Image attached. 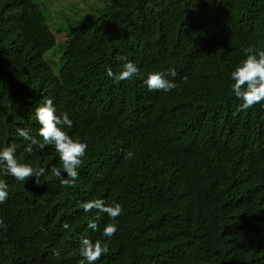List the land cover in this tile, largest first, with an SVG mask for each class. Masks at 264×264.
Instances as JSON below:
<instances>
[{
  "label": "trees",
  "instance_id": "obj_1",
  "mask_svg": "<svg viewBox=\"0 0 264 264\" xmlns=\"http://www.w3.org/2000/svg\"><path fill=\"white\" fill-rule=\"evenodd\" d=\"M69 22L56 73L44 56L58 33L39 4L0 0V149L14 142L20 162L47 169L39 186L0 172V264H79L82 237L108 244L95 264H264V101L241 110L231 87L243 49H264V0H101ZM120 56L139 74L117 83ZM169 68L177 87L149 90L148 74ZM47 99L87 143L74 185L51 174L54 145L29 154L16 133L42 142ZM93 199L122 213L84 211Z\"/></svg>",
  "mask_w": 264,
  "mask_h": 264
},
{
  "label": "clouds",
  "instance_id": "obj_2",
  "mask_svg": "<svg viewBox=\"0 0 264 264\" xmlns=\"http://www.w3.org/2000/svg\"><path fill=\"white\" fill-rule=\"evenodd\" d=\"M62 48H60L61 50ZM246 58L231 72L232 91L235 96L242 101L241 110H247L257 103L264 101V49L248 46L243 49ZM122 61H126L123 56L118 57ZM57 73V72H56ZM139 74V68L132 61H126L122 65V69L118 73H114L110 68L107 75L113 78L117 83L123 80H129L133 76ZM167 76L175 78L177 71L175 68H169L167 73L151 72L148 74L144 83L149 90L169 92L177 87L174 80H169ZM187 80V76L184 77ZM35 116L40 125L38 129L39 137L31 135L26 128H17L16 133L25 141H28L25 151L29 154L33 152V146H39L43 149L46 145H54L56 152L59 154L62 168L52 167L51 174L60 180L64 186L74 185L78 178L77 169L82 164V158L86 154L87 143L82 142L79 138H73L64 129L73 127V121L69 118L68 113L64 112L60 115L56 114V108L52 99H47L43 105L36 107ZM16 144L8 143L0 149V172L5 175L13 176L17 181H27L29 177H35L37 186L41 184L40 178L45 175L46 167L34 168L29 163L20 162L16 157ZM134 153L131 150L125 152L124 158L132 159ZM66 173V176L62 174ZM8 197V184L0 179V203H3ZM84 211L96 209L100 213H106L108 217L115 219L122 213L121 204L113 201L106 203L104 199H93L82 204ZM97 217L96 219H98ZM96 219L89 220L88 227L93 231L98 230ZM3 220L0 219V224ZM62 227L69 228V224L65 222ZM116 223H108L104 226L102 235L111 239L116 233ZM80 255L83 259L79 264H95L102 255L109 252L107 243L101 239L92 241L87 237L81 238ZM53 255L59 257L60 250L54 251Z\"/></svg>",
  "mask_w": 264,
  "mask_h": 264
},
{
  "label": "rangeland",
  "instance_id": "obj_3",
  "mask_svg": "<svg viewBox=\"0 0 264 264\" xmlns=\"http://www.w3.org/2000/svg\"><path fill=\"white\" fill-rule=\"evenodd\" d=\"M41 10L43 11L46 22L53 32L56 34L59 30H65L73 20L81 15L85 14L92 7L100 6L101 0H91L85 2V0H35ZM58 42L50 49L44 56L53 66L54 71L57 72L61 66V57L63 51L60 48L63 47L65 40L64 32L58 33ZM60 48H58V46Z\"/></svg>",
  "mask_w": 264,
  "mask_h": 264
}]
</instances>
